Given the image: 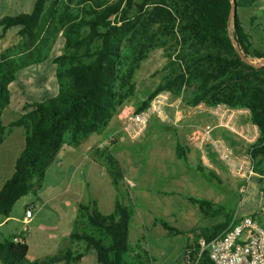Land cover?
Wrapping results in <instances>:
<instances>
[{"label":"trees","instance_id":"1","mask_svg":"<svg viewBox=\"0 0 264 264\" xmlns=\"http://www.w3.org/2000/svg\"><path fill=\"white\" fill-rule=\"evenodd\" d=\"M235 1L237 8H252L264 0ZM72 2L37 0L32 12L0 19L3 32L20 28L24 40L0 53V144L14 127L25 129L26 140L13 176L0 191V216L10 217L20 199L42 188L46 171L60 153L81 148L136 97V71L155 48L171 53L168 68L172 72L141 100L137 111L145 110L162 91L178 95L189 86L194 87L192 106L226 104L248 109L251 122L260 131L251 156L256 172L264 175V67L256 69L245 63L233 41L251 62L263 61L264 50L253 47L252 36L238 14L231 16L233 0H79V13L71 10ZM43 47L44 53L47 47L49 53L53 51L43 72L50 97L27 103L21 117L5 127L2 113L9 105V86L31 64L45 61ZM59 50L63 52L58 54ZM39 81L42 84V76ZM188 151L177 143L179 160L186 161ZM89 156L106 170L119 199L110 215L102 214L94 203L80 204L71 239L83 241L87 249L95 251L97 264H145L148 253L140 245L133 249L128 242L133 211L124 203L121 185L125 174L120 160L112 147L100 145ZM209 175L221 183L217 174ZM187 200L205 218L222 220L188 232L167 221L162 220L161 225L168 233L187 238L186 264H213L207 252L199 256V240L209 242L220 236L234 211L209 200ZM20 235H0L1 264H78L83 257L67 250L31 262L26 258L27 245L15 242Z\"/></svg>","mask_w":264,"mask_h":264},{"label":"rangeland","instance_id":"2","mask_svg":"<svg viewBox=\"0 0 264 264\" xmlns=\"http://www.w3.org/2000/svg\"><path fill=\"white\" fill-rule=\"evenodd\" d=\"M34 1L0 0V19L32 12ZM61 1L65 3L67 0ZM78 1L73 0L70 4L74 13L80 12L81 6ZM236 14L240 17L245 30L252 36L253 47L264 50V1L252 8H237ZM18 31L19 28L10 29L8 38L12 39ZM51 52H53L52 49L50 54ZM61 52L63 51L59 50L58 54ZM168 54L171 53L165 48H155L149 52L135 74L136 97L126 103L119 114L100 133L103 136L100 141L102 143L111 135H117L116 141L110 147L124 170L125 180L121 185L125 196L124 203L133 211L135 219L139 220L155 218L173 224V221H177L179 227H185L194 220L199 223L212 221L213 219L205 218L199 210L194 215L195 219L192 217V220L188 221L187 215L193 212L189 208H193L194 205L187 198L193 197L198 200H209L225 207L227 211H234L233 217L254 215L258 224L264 228V178L261 182L259 179L262 177L259 173L251 181L234 178L229 175L224 165L216 161L213 155H210L207 165L204 164L201 154L189 144L188 139L194 129L207 124L214 126L217 123L216 116L213 114L214 107L190 104L194 92L193 86L183 87L178 95L172 91H162L169 92L175 104L174 109L167 110L170 120L152 119L143 137L139 140H131L123 136L120 131L117 132L121 124L120 114L124 107L128 105L136 108L141 100L158 85L163 84L168 74L172 72L168 68L170 62ZM175 55L174 53L173 60ZM258 62L260 61H253V63ZM224 130L215 129L214 135L221 137L234 149L236 154L248 153L250 149L248 143L244 144L245 141L230 130ZM178 142L189 148L186 161L176 157ZM210 172L217 174L221 183L213 179L209 175ZM253 180L257 183L256 186L251 185ZM78 181H80V176L74 180V182ZM56 185L57 182L48 178L41 193L38 196L29 194L28 199L17 202L11 215L20 217L27 200L29 204L34 203L39 209ZM86 191L90 194L89 188ZM87 199L88 196L83 201ZM100 212L110 215V211L107 210H100ZM53 218L51 212L44 208L39 210V216L33 224L37 226L48 224ZM16 225L18 224L9 223L4 228L5 238H9L8 233L14 232ZM31 242L37 245V237H34ZM128 242L133 249L141 244L135 243L132 237L128 239ZM93 252L88 255L86 264H93ZM31 258H35L33 253H31Z\"/></svg>","mask_w":264,"mask_h":264},{"label":"crops","instance_id":"3","mask_svg":"<svg viewBox=\"0 0 264 264\" xmlns=\"http://www.w3.org/2000/svg\"><path fill=\"white\" fill-rule=\"evenodd\" d=\"M36 1L33 2V6ZM9 30L3 32L0 28V53L11 47H18L24 41L19 36V31L13 35L12 39L8 38ZM42 53L46 56L45 61L31 64L21 71V76L15 82L10 84L9 105L2 113L3 126L8 127L12 122L18 120L27 103H35L50 97V85L47 83L46 85L43 84L44 68L47 66L50 58L48 47L45 49V53L43 47ZM41 76L42 84H39ZM236 122L241 129L245 128L246 121L243 118H238ZM102 137L100 133L94 134L81 148L68 150L59 154L46 171L42 188L35 194V196H38L41 193L48 178L57 182L56 187L47 195V199H45V202L39 209H37L34 203L29 204V200H27L23 205L20 217L10 215V217L5 218L0 216V235L2 237L5 238L3 231L9 223L18 224L15 226L14 232L8 233L9 237L19 233L26 235V258L29 261L46 260L70 250L73 256L78 253L83 254L78 264H86L87 257L93 250L87 249L85 242L71 239V234L75 230V222L79 214V205L82 203H94L99 211L107 210L112 214L115 210L116 201L119 199V192L112 185L106 170L98 166L89 156L90 150L102 143L100 142ZM244 141V144L250 143L246 140ZM25 146V129L23 127H14L0 144V191L13 176L16 161L25 149ZM78 176H80V181L74 182ZM261 177L264 178V175ZM72 179L73 181H71ZM256 184L253 180L251 185L256 186ZM87 188L90 189V194L89 192L87 193ZM86 196H88V199L84 202L83 200ZM25 198L27 196L22 199ZM31 208L34 209V216L31 220L26 221L25 213ZM44 208L48 209L54 218L48 224L38 226L33 224L39 216V210L41 211ZM189 209L193 210V212H189V215H187L188 221H191L192 217L195 219L194 215L199 208L194 205L193 208ZM221 219L217 218L209 222L201 221L202 223L194 220L192 223L186 224L185 227L177 226V221H173L174 224H170L182 232H188L198 227H209L217 223V221H221ZM161 221L155 218L139 220L135 219L133 215L129 225L128 239L132 237L135 243H141L139 245L148 253L149 261L145 264H186L185 246L187 238L181 234L168 233L161 225ZM19 225L21 226L19 227ZM30 225L32 226L30 227ZM34 237H37V245L31 242ZM31 253L35 255L34 259L31 258ZM93 253V264H97L96 252L94 251Z\"/></svg>","mask_w":264,"mask_h":264},{"label":"built area","instance_id":"4","mask_svg":"<svg viewBox=\"0 0 264 264\" xmlns=\"http://www.w3.org/2000/svg\"><path fill=\"white\" fill-rule=\"evenodd\" d=\"M174 108L175 104L169 92L158 94L141 112L137 111L134 106L127 105L120 114L119 131L131 140H139L143 137L152 119L168 121L170 118L167 110ZM213 114L216 116L217 123L214 126L207 124L194 129L189 136V144L201 154L204 164L207 165L210 155H213L216 161L224 165L230 176L251 181L257 176L255 160L251 156V146L257 142L260 131L251 122L250 111L220 104L214 107ZM238 118L246 121L245 128L239 127L236 122ZM215 129L230 130L236 136L250 142L248 153L236 154L234 149L221 137L214 135ZM116 137V134L111 135L100 146L110 147L116 141ZM33 216L34 209L31 208L26 211L25 220L29 221ZM15 242L27 245L26 235L22 233L15 238ZM199 246V256L207 252L213 264H264V228L252 216L233 217L229 227L220 236L209 242L201 238Z\"/></svg>","mask_w":264,"mask_h":264},{"label":"water","instance_id":"5","mask_svg":"<svg viewBox=\"0 0 264 264\" xmlns=\"http://www.w3.org/2000/svg\"><path fill=\"white\" fill-rule=\"evenodd\" d=\"M236 11H237V5H236V1L233 0V6H232V9H231V16H235L236 15ZM234 43V46L239 54V56L242 58V60L247 63V64H250L252 65L254 68L256 69H260V68H263L264 67V60L263 61H260L258 63H253L251 62L246 56H244L241 51L239 50V47L237 45V43L235 41H233Z\"/></svg>","mask_w":264,"mask_h":264}]
</instances>
